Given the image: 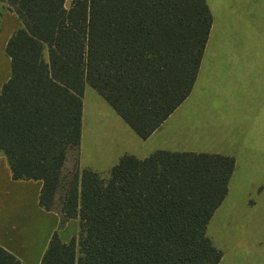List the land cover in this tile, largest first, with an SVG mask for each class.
<instances>
[{
	"label": "trees",
	"instance_id": "16d2710c",
	"mask_svg": "<svg viewBox=\"0 0 264 264\" xmlns=\"http://www.w3.org/2000/svg\"><path fill=\"white\" fill-rule=\"evenodd\" d=\"M0 2L23 22L6 44L0 152L14 179L43 182L42 207L79 220L69 241L52 235L40 264H219L207 228L234 157L124 154L104 177L81 167L79 150L87 85L143 139L191 94L213 23L207 1ZM0 264L20 260L0 245Z\"/></svg>",
	"mask_w": 264,
	"mask_h": 264
},
{
	"label": "rangeland",
	"instance_id": "374dc122",
	"mask_svg": "<svg viewBox=\"0 0 264 264\" xmlns=\"http://www.w3.org/2000/svg\"><path fill=\"white\" fill-rule=\"evenodd\" d=\"M224 1L229 7L230 0ZM246 1L252 2L253 7L254 0H236V4L244 5ZM71 2L66 0L68 8ZM218 20L224 23L222 15L218 14ZM257 28V37H254L257 42L249 40L248 49L256 50L258 62L264 63V24L262 32L260 24ZM228 34L220 27L214 31L191 94L193 98L182 103L148 140L140 138L111 105L102 96L97 99L99 94L89 87L80 165L108 177L124 154L135 151L186 150L234 157L236 170L229 194L212 218L211 233L224 254L220 264H264L261 240L264 239V133L257 132L264 127V70L248 69L244 76L229 72L224 77L225 62L244 60L238 54L229 53L236 49L231 40L223 38ZM251 34L255 32L248 33ZM251 56L248 55V64H252ZM0 67H3L1 60ZM255 81L253 92L251 83L254 86ZM250 91L258 97L257 101H247ZM76 156L75 153L70 156V170Z\"/></svg>",
	"mask_w": 264,
	"mask_h": 264
},
{
	"label": "crops",
	"instance_id": "0c3cea01",
	"mask_svg": "<svg viewBox=\"0 0 264 264\" xmlns=\"http://www.w3.org/2000/svg\"><path fill=\"white\" fill-rule=\"evenodd\" d=\"M206 1L210 7L213 16V23L209 34V39L205 48V52L209 47V43L212 40L214 31L215 30L217 31L218 27H220L222 28V31L225 30L229 33L223 38L227 39V41L231 40V44L236 49L235 51L232 50L229 51V53L238 54L240 58L241 57L244 58V60L239 59L238 63L235 61H232L231 63L225 62L223 69L225 71L224 77L229 72H234L236 73V75L239 73H243L244 76V74L247 72L248 69L255 71L259 70V72L263 71L264 63L258 62V57L255 55L256 50L248 49V48H249V40L251 41L255 40V42H257V39L255 38L257 37V29H258L257 26L259 24H260V30L262 32V28L264 24L263 23L264 0H254L253 7H252V2L249 1H246L244 5L241 3V5L238 6V4H236V0H230L229 7L227 2L224 0H206ZM0 9L3 10V15L0 23V60L3 66L0 67V92H1L3 84L11 76V66H10L11 59L6 52V44L9 38L11 37V35L18 28L22 27L23 22L14 11L7 9L4 3L0 2ZM218 14L220 16L221 15L223 16L224 23H221L218 20ZM248 29L249 32L251 33L255 32V35L253 34L248 35L249 33ZM248 53L252 55L250 58L252 64L247 63V58L249 55ZM203 59H204V55H203ZM203 59H202L201 67L204 61ZM201 67L199 69V73L201 71ZM199 75L200 74H198V78ZM256 84L257 82L255 81V85H254L255 87H254L253 84L251 83L252 85L251 88H253L252 89L253 92L255 91ZM89 87L91 86L87 85L85 87V91L83 95L82 137L79 147L81 154V161H83V145L85 144L84 142L85 111H86L85 102H86V94L87 91L89 90ZM94 91L98 93L96 89H94ZM251 92L252 91H250V94L247 96L248 99L247 101H253V102L257 101L258 97L253 96ZM191 94L183 101V103H186L190 97L193 98ZM98 97H101V95L100 94L99 96L96 95L97 99ZM182 105L183 104L181 103L179 106L181 107ZM180 107H178L176 110H179ZM166 121L149 138L145 140L152 138L157 133V131L166 123ZM258 131L260 133H264V127L261 130H259L258 128L257 132ZM263 146L261 145V149H263ZM152 150L153 149H149L147 153L135 151L126 154H134L142 158L147 156V154L149 155ZM87 167H89V165H87ZM235 168H236V160H235ZM235 168L229 180L227 195L222 201V203L219 205V207L223 204V202L225 201V199L229 194V187L234 172L236 170ZM42 186H43V182L41 180L14 179L12 176V172L7 157L5 156L4 153L0 152V245L6 248L7 250H9L10 252H12L15 256H17V258L20 260V264H40L42 257L48 247L49 241L52 235L56 231L59 232L60 237L62 238L63 241H69L72 238V236L78 233L79 231L78 219L72 218L67 221H64L63 223V216L60 212L56 210H47L40 205L39 197L42 190ZM217 209L215 210V212L217 211ZM212 218L210 219V222L208 224L207 233L216 246L217 244L215 242V238L213 234L211 233V228H210ZM70 226H72L71 230L68 229V227ZM261 240L263 243L264 239L261 238ZM221 261L219 262V264L221 263Z\"/></svg>",
	"mask_w": 264,
	"mask_h": 264
}]
</instances>
